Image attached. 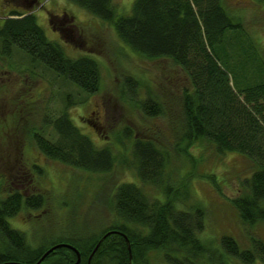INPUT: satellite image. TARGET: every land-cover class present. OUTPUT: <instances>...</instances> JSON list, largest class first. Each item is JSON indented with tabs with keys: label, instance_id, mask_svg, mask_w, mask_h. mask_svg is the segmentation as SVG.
Here are the masks:
<instances>
[{
	"label": "trees",
	"instance_id": "16d2710c",
	"mask_svg": "<svg viewBox=\"0 0 264 264\" xmlns=\"http://www.w3.org/2000/svg\"><path fill=\"white\" fill-rule=\"evenodd\" d=\"M66 1L102 23H111L117 36L134 53L146 59H170L179 67L188 80L180 86L174 83L175 90L180 92L175 99L181 118L176 121L170 105L163 100L172 91L164 90V86L158 87V93L138 99L136 107L147 118H170L178 133L176 144L184 140L188 145L208 141L218 153L246 156L254 170L240 180L242 192L232 202L244 224L264 221V60L256 41L234 20L224 0H134L128 14L118 13L113 0ZM19 6L0 19V55L8 56L17 47L30 57L31 65L43 66L87 95L96 93L100 85L98 60L88 53L68 55L58 41L46 36L38 24L35 8ZM123 85L127 92L138 94V83L133 77L125 76ZM70 96L66 100L72 103ZM63 112L51 120L44 117L57 138L53 141L40 130L32 131L34 145L48 159L88 173H111L117 162L113 148L95 145ZM122 139L129 148L127 169L141 183L166 196L164 200L151 197L134 182H122L114 188L113 221L101 236L109 231L123 233L129 240L132 258L129 259L124 237L116 232L102 240L90 263L88 257L101 236L83 242L70 236L69 240L53 245L74 246L80 254L79 264H150L151 251H160L166 264H202V256L206 257L203 264H226L207 255L199 238L204 228V208L184 210L169 197L174 190L167 184L172 176L168 152L149 137L134 135L127 125L122 128ZM30 169L37 171L38 167ZM3 173L0 169V178L8 181L11 190L0 196V264H34L49 247H32L25 233L13 228L9 220L22 209L43 208L44 195L24 194L18 187L22 177L32 181L30 173L24 172L21 177L15 174L11 179ZM220 245L222 256H231L243 264L256 258L264 262V242L256 237L251 239L252 248H240L227 235L221 237ZM52 261L73 264L76 253L60 247L40 264Z\"/></svg>",
	"mask_w": 264,
	"mask_h": 264
},
{
	"label": "rangeland",
	"instance_id": "374dc122",
	"mask_svg": "<svg viewBox=\"0 0 264 264\" xmlns=\"http://www.w3.org/2000/svg\"><path fill=\"white\" fill-rule=\"evenodd\" d=\"M133 2L113 0L120 14H128ZM18 6L11 0H0V19ZM224 6L256 41L264 60V0H224ZM33 7L46 36L58 41L68 55L88 53L98 60L100 85L96 93L87 95L43 66L31 65L30 57L17 47L8 56L0 55V169L7 179L30 173L32 181L22 177L18 187L24 194L42 193L45 199V206L39 210H20L9 220L11 226L24 232L32 247L50 248L70 236L77 237L78 242L99 238L113 221L111 196L122 182H134L151 197L164 200L166 196L159 189L141 183L125 165L129 148L122 139V128L127 125L134 135L147 136L168 152L172 176L166 179L174 190L169 197L176 206L184 210L204 208V228L199 238L207 255L226 264H243L220 254V239L231 236L243 249L252 248L253 237L264 242V221L244 224L232 202L242 192L240 180L251 174L254 164L237 152L218 153L208 141L188 145L184 140L176 144L178 133L170 118H147L136 107L138 99L158 93V87L164 86V90L172 91L163 100L170 105L174 119L181 118L175 99L180 92L174 83L180 86L188 80L179 67L170 59H146L134 53L111 23L88 16L66 0H44ZM57 16L67 17L58 24ZM62 28H68L70 35ZM125 76L137 81L138 94L124 88ZM69 94L72 103L66 100ZM63 111L95 145L113 148L117 162L111 173H88L48 159L34 145L32 131L40 130L53 141L57 138L44 117L51 120ZM34 165L40 170L31 171ZM9 190L8 181L0 178V196H6ZM148 260L150 264H166L160 251L149 252ZM205 260L202 256L199 262ZM250 264L264 262L256 258Z\"/></svg>",
	"mask_w": 264,
	"mask_h": 264
},
{
	"label": "water",
	"instance_id": "95a60500",
	"mask_svg": "<svg viewBox=\"0 0 264 264\" xmlns=\"http://www.w3.org/2000/svg\"><path fill=\"white\" fill-rule=\"evenodd\" d=\"M29 2H30V4H29V6L27 8L31 10L33 8V6L35 5V3L37 2V0H29ZM111 232H116V233H118V234H120L121 236L124 237V239H125V241L127 243V248H128V252H129V259L132 258V256H131V248H130V245H129L128 238L123 233H121L119 231H109V232L104 233L100 237L98 242L96 243L95 247L93 248L92 252L90 253V255L88 257V263H90L91 257L93 256L94 252L97 250V248L100 245V243L102 242V240H104V238L106 236H108ZM60 247H67V248L73 250L76 253V261L73 264H79V262H80V254H79L78 250L74 246H72L71 244H68V243H58V244H55V245L51 246L49 249H47L41 255V257L34 264H40L50 252H52V251H54V250H56L57 248H60ZM2 264H26V263L18 262V261H6V262H4Z\"/></svg>",
	"mask_w": 264,
	"mask_h": 264
},
{
	"label": "flooded vegetation",
	"instance_id": "af4514ba",
	"mask_svg": "<svg viewBox=\"0 0 264 264\" xmlns=\"http://www.w3.org/2000/svg\"><path fill=\"white\" fill-rule=\"evenodd\" d=\"M11 1L15 2L18 5H22L25 8H27L29 6V4H30L29 0H11ZM58 17L59 16H57V18ZM66 17L67 16H63V17L58 18L57 19L58 20V24H63V20H66ZM61 18H63V19H61ZM62 29H63V31H65L67 34L70 35V33H69L70 31H68V28H62Z\"/></svg>",
	"mask_w": 264,
	"mask_h": 264
}]
</instances>
